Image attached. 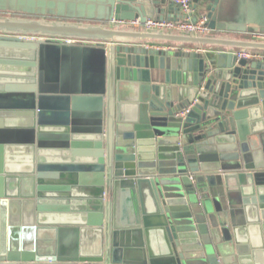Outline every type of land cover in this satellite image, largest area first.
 Returning <instances> with one entry per match:
<instances>
[{
	"label": "water",
	"instance_id": "1",
	"mask_svg": "<svg viewBox=\"0 0 264 264\" xmlns=\"http://www.w3.org/2000/svg\"><path fill=\"white\" fill-rule=\"evenodd\" d=\"M229 1L187 34L126 23L158 0H0V264H264V58L237 55L264 0ZM72 190L90 214L41 201Z\"/></svg>",
	"mask_w": 264,
	"mask_h": 264
},
{
	"label": "crops",
	"instance_id": "2",
	"mask_svg": "<svg viewBox=\"0 0 264 264\" xmlns=\"http://www.w3.org/2000/svg\"><path fill=\"white\" fill-rule=\"evenodd\" d=\"M158 4L156 3V9L157 10H161L163 13L161 14H157L156 17H160V15L163 16L164 19H170V20H180L184 17V14L182 13L181 9L179 6H177L175 3L171 2L170 0H165L162 1L158 0ZM241 9V4L239 0H230L227 3V11L228 13H230L231 15L236 14L239 10ZM197 10H201V13H206L207 11L203 8V6H199ZM155 17V18H156ZM254 27H258V26H254ZM260 31H264L263 28L262 29H258ZM238 35V34H237ZM242 37H249L248 33L242 34ZM148 44H151L153 46L159 47V46H164L165 48L168 46L174 47L176 46V44L173 43H163V42H152V41H148ZM185 46V45H184ZM154 47V48H156ZM261 54H264V51H259ZM68 74V69L66 68L65 71V75ZM64 75V76H65ZM21 141V140H20ZM28 154L22 152V151H17V158L19 161L18 163L21 165H27L28 163ZM29 163L28 164V168L32 167ZM31 175V172H28V176ZM48 182H52L49 179H46L45 184H47ZM80 182L84 185V184H89L87 179H80ZM51 185H54L55 183H49ZM62 185H68L69 184H62ZM37 186H38V180L37 179H22L20 181V190H23V192L25 193H31L32 190L35 189V191L37 192ZM45 195H47V193H44ZM61 197V198H59ZM64 197V198H63ZM56 196V195H49V196H45L42 198V202L46 205H51L54 206L56 204L61 203L62 205H64L65 208H68V212L69 213H63V217L69 218L71 215L75 214V213H81L82 217H84L83 215L86 216L87 213H91L90 211V206H92L91 204V200H94L93 198H91L90 196H88L87 194L84 193H75L73 190L68 194V196ZM23 199V198H21ZM27 199H31L32 198H27ZM37 200V196L35 198ZM32 201H35L34 199ZM96 201V200H95ZM34 207V205H33ZM19 212H18V218L19 221L21 222V226H25L24 223V218L26 217V212L24 211V206L23 203L19 204ZM22 210V211H21ZM51 211V210H50ZM33 218V216L31 217ZM30 218V214L27 213V219H29L28 224L31 223L32 220ZM245 222H247V224L249 223L248 218H245ZM244 225H246V223H244ZM247 225L246 227H244L246 233L245 235L242 236V245L243 244H249L252 245L254 242H256L257 238H258V233L255 232V230L253 228H250V226ZM83 229H85V227H82ZM24 232L20 231V237L21 240H25L24 238ZM86 241L84 240V243Z\"/></svg>",
	"mask_w": 264,
	"mask_h": 264
},
{
	"label": "built area",
	"instance_id": "3",
	"mask_svg": "<svg viewBox=\"0 0 264 264\" xmlns=\"http://www.w3.org/2000/svg\"><path fill=\"white\" fill-rule=\"evenodd\" d=\"M180 6L184 17L180 20H170V19H155L148 18L144 24L141 23L140 18L133 21L126 22L128 25L133 26L136 29H156L165 30L169 32L177 33H187V34H211L213 33L212 28L209 25V18L206 14H202L197 18L196 21L193 20V16L196 9L193 7V0H170ZM249 38L264 41V31L255 30L248 33ZM31 39H37V36H29ZM150 45V44H148ZM156 47V46H153ZM166 48H172L168 46ZM237 55L239 58L246 59H260L264 58V54L259 51L244 49L238 50Z\"/></svg>",
	"mask_w": 264,
	"mask_h": 264
},
{
	"label": "flooded vegetation",
	"instance_id": "4",
	"mask_svg": "<svg viewBox=\"0 0 264 264\" xmlns=\"http://www.w3.org/2000/svg\"><path fill=\"white\" fill-rule=\"evenodd\" d=\"M0 14L11 15V16H18L19 15V14L12 13V12H3V13H0Z\"/></svg>",
	"mask_w": 264,
	"mask_h": 264
},
{
	"label": "rangeland",
	"instance_id": "5",
	"mask_svg": "<svg viewBox=\"0 0 264 264\" xmlns=\"http://www.w3.org/2000/svg\"><path fill=\"white\" fill-rule=\"evenodd\" d=\"M66 59H67V57H66ZM68 75H69V74H67L66 80H67V78H68Z\"/></svg>",
	"mask_w": 264,
	"mask_h": 264
}]
</instances>
